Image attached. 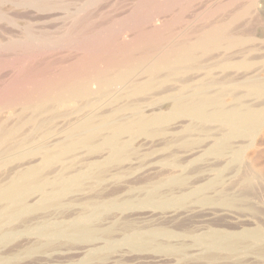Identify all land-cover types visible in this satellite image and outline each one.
I'll return each instance as SVG.
<instances>
[{"label":"bare ground","instance_id":"bare-ground-1","mask_svg":"<svg viewBox=\"0 0 264 264\" xmlns=\"http://www.w3.org/2000/svg\"><path fill=\"white\" fill-rule=\"evenodd\" d=\"M49 1L0 0V34L7 36L0 43L9 46L29 39L42 25ZM172 2L183 6L173 13L168 33H140L118 54L75 67L38 85L29 94L16 96L4 106L11 110L18 108V112L14 122L0 123V243L15 235L19 228L27 227L40 213L63 206L65 198L75 190H82L88 180H104L106 169L128 159L132 140L154 138L170 127L173 151L167 199L160 190L164 184H148L140 188L142 198L135 194V198L128 197L124 202L90 200L84 204L85 214L73 224L45 222L38 233L48 243L83 239L92 245L103 241L112 247L124 242L139 250L157 248L182 260L199 257L211 264L239 260L245 255L264 260L263 230L143 231L127 223L108 227L98 223L109 208L137 201L172 208L181 205L182 197H186L184 205L193 199L212 203L206 195L211 187L203 186L191 196L187 194L191 190L188 174L193 170L188 174L181 170L180 151L187 158L206 147L209 156L221 158L232 151L235 143L251 136L264 120V111L249 103L250 99L262 100L259 105L264 102L263 2L226 0L195 15L191 14L192 1ZM6 4L10 6L8 11L2 7ZM29 10L35 12V20L29 18ZM187 13L192 19L185 22ZM94 85L96 91L92 89ZM118 87L123 89L121 93H117ZM161 95H165L161 97L163 102H170L168 113L160 111L162 101L148 105L151 111L160 112L146 113L141 103L148 104ZM227 98H233V104L227 103ZM105 101L111 103L110 110L97 113V106ZM79 114L81 117L75 118ZM62 120L67 121L66 127L57 133V123ZM57 135L62 137L48 145ZM103 150L109 152L104 166L76 173L74 164L80 151L91 155ZM35 160L39 163L35 164ZM34 197L40 198L36 207L30 205ZM223 201L225 205L236 202L232 198ZM118 232L119 239L115 238ZM45 246L40 244L37 249ZM14 259L0 257V264H17Z\"/></svg>","mask_w":264,"mask_h":264},{"label":"rangeland","instance_id":"rangeland-1","mask_svg":"<svg viewBox=\"0 0 264 264\" xmlns=\"http://www.w3.org/2000/svg\"><path fill=\"white\" fill-rule=\"evenodd\" d=\"M185 1H188L187 4L193 2L190 5L191 9L194 7L191 14L193 12L192 15H195L207 6H215L218 2L226 0ZM260 1L263 2L261 5L264 4V0ZM47 3L48 8L44 11L42 25L37 32L30 35L27 42L24 41L25 44L23 42L18 44L15 41L12 45L3 46L0 43V109L3 108L0 123L14 122L18 108L11 110L4 106L16 96L29 94L38 85L59 78L75 67L80 68L83 65L85 67L92 60L118 54L131 45L132 40L140 33L158 31L168 33L167 26L173 13L183 6L176 5L172 0H51ZM2 7L7 11L10 9L8 4ZM32 11L29 10L28 16L35 20L36 15ZM191 14L187 13L184 16L185 22L192 19V16L189 17ZM184 25L186 27V23L183 24V29ZM0 36L2 37L0 40L7 37L2 34ZM92 89L96 91L97 86H92ZM116 91L121 93L123 89L118 87ZM164 96L153 98L148 104L141 103L145 112L148 114L156 112L158 109L151 111L148 105L162 101L160 111L168 113L170 102H163L164 99L161 100V97ZM109 101L99 104L96 112L103 114L109 111L111 108ZM260 101L262 100L250 99L249 103L264 111V102L263 105H259L262 103ZM227 103L233 104V98H227ZM76 117L80 118L81 114ZM66 123L67 121H58L57 133H62ZM171 134L172 129L167 127V130L157 133L158 136L154 138L137 137L138 139L132 140L130 142L132 150L128 159L119 166L106 169L103 182L88 180L84 184L86 187L73 191L65 198L63 206L44 211L27 227L19 228L15 235L0 243V257L12 259L15 257L17 264H211L199 257L182 260L170 252L157 248L139 250L124 242L112 247L103 241L92 245L83 239H59L48 243L50 241L38 233L39 226L45 222L73 224L85 214L84 204L90 200L117 199L124 202L135 194V197L142 198L140 188L148 184H164L160 190L167 199L169 197L167 180L171 176L170 163L173 151L170 144ZM61 137L62 135H57L48 142V145H53ZM207 149L199 148V153L187 158L181 150L178 161L181 170L187 172L186 174L194 171L188 174L191 190L187 194L191 196L203 186L211 187L206 195L212 199V203H200L193 199L194 201L184 205L183 199L186 197H182L181 205L172 208L148 206L137 201L132 205L109 208L104 214L103 221L98 223L104 227L113 224L123 226L127 223L132 228L143 231L162 229L182 232L190 228L202 233L212 228L230 233L255 230L264 232V120L251 136L235 143L232 151L223 157L209 156ZM108 159L107 150L91 155L80 151L74 168L77 173L88 167L104 166ZM34 163L39 162L35 160ZM214 183L217 184L210 186ZM221 194H226L229 198ZM230 197L236 202L233 205H225L223 200L231 199ZM39 203V197H34L30 201L33 207ZM115 238H121L120 232L115 234ZM43 243L47 246L37 249V246ZM251 263L264 264V260L254 255H245L235 261L223 260L220 264Z\"/></svg>","mask_w":264,"mask_h":264}]
</instances>
